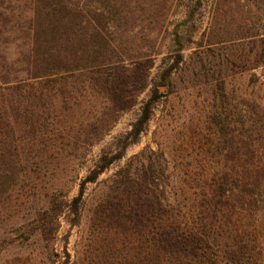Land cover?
Here are the masks:
<instances>
[{
  "label": "rangeland",
  "instance_id": "obj_1",
  "mask_svg": "<svg viewBox=\"0 0 264 264\" xmlns=\"http://www.w3.org/2000/svg\"><path fill=\"white\" fill-rule=\"evenodd\" d=\"M78 1L90 14L101 8V17L111 16L112 38L90 72L55 77L66 82L62 98H19L27 113L21 125L36 139L19 145L23 175L0 198V264H83L97 204L123 195L115 176L143 149H155L159 134L208 107L202 83L214 85L219 72L242 89L250 79L264 81V0ZM33 8L34 0H0V76L11 84L28 76ZM212 52L219 64L204 76L198 60ZM164 79L168 89L158 87ZM154 88V116L132 144L129 134ZM119 152L123 158L83 184L99 161ZM132 166L133 186L147 184L136 160Z\"/></svg>",
  "mask_w": 264,
  "mask_h": 264
},
{
  "label": "trees",
  "instance_id": "obj_2",
  "mask_svg": "<svg viewBox=\"0 0 264 264\" xmlns=\"http://www.w3.org/2000/svg\"><path fill=\"white\" fill-rule=\"evenodd\" d=\"M90 9L78 0H34L28 76L12 84L0 76V198L23 175L19 145L36 139L21 125L27 113L19 98H62L66 82L55 77L90 72L103 58L113 19ZM209 55L198 60L204 76L213 61L219 64V56ZM220 74L211 77L214 85L202 83L208 107L159 134L155 149H143L115 176L123 195L116 204L105 196L97 204L83 264H264V81L250 79L242 89ZM170 85L164 79L158 87ZM151 93L129 134L132 144L154 116L157 88ZM121 158V152L103 158L83 184ZM134 160L147 179L138 188Z\"/></svg>",
  "mask_w": 264,
  "mask_h": 264
}]
</instances>
